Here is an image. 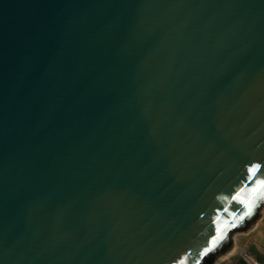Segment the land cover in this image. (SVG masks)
<instances>
[{
  "label": "water",
  "instance_id": "obj_1",
  "mask_svg": "<svg viewBox=\"0 0 264 264\" xmlns=\"http://www.w3.org/2000/svg\"><path fill=\"white\" fill-rule=\"evenodd\" d=\"M262 181L264 0H0V264H210Z\"/></svg>",
  "mask_w": 264,
  "mask_h": 264
},
{
  "label": "rangeland",
  "instance_id": "obj_2",
  "mask_svg": "<svg viewBox=\"0 0 264 264\" xmlns=\"http://www.w3.org/2000/svg\"><path fill=\"white\" fill-rule=\"evenodd\" d=\"M261 210L264 211V206ZM258 221L256 226L251 225L248 229L232 233L230 247L212 259L210 264H248L244 257L246 254L251 255L253 263L260 261L264 264V214Z\"/></svg>",
  "mask_w": 264,
  "mask_h": 264
},
{
  "label": "snow or ice",
  "instance_id": "obj_3",
  "mask_svg": "<svg viewBox=\"0 0 264 264\" xmlns=\"http://www.w3.org/2000/svg\"><path fill=\"white\" fill-rule=\"evenodd\" d=\"M261 186L264 187V181L261 182ZM253 191L259 193V195H264V193H260L259 187L257 189H254ZM241 203L243 204L245 202L241 201ZM250 214H251V209H249L247 212H245L244 216H241L240 219L243 220L245 218V216H248ZM233 227H235V225Z\"/></svg>",
  "mask_w": 264,
  "mask_h": 264
},
{
  "label": "crops",
  "instance_id": "obj_4",
  "mask_svg": "<svg viewBox=\"0 0 264 264\" xmlns=\"http://www.w3.org/2000/svg\"><path fill=\"white\" fill-rule=\"evenodd\" d=\"M262 214H264V211H262V210H260V214L258 215V217H257V219L255 220V222L252 224V226H256V225H258L259 223V221H258V219L261 217V215ZM257 221V222H256Z\"/></svg>",
  "mask_w": 264,
  "mask_h": 264
},
{
  "label": "bare ground",
  "instance_id": "obj_5",
  "mask_svg": "<svg viewBox=\"0 0 264 264\" xmlns=\"http://www.w3.org/2000/svg\"><path fill=\"white\" fill-rule=\"evenodd\" d=\"M244 257L248 260L249 263L252 262V257L249 254L244 255ZM253 263V262H252Z\"/></svg>",
  "mask_w": 264,
  "mask_h": 264
},
{
  "label": "built area",
  "instance_id": "obj_6",
  "mask_svg": "<svg viewBox=\"0 0 264 264\" xmlns=\"http://www.w3.org/2000/svg\"><path fill=\"white\" fill-rule=\"evenodd\" d=\"M247 261V260H246ZM248 264H261L260 261L259 262H256V263H249Z\"/></svg>",
  "mask_w": 264,
  "mask_h": 264
}]
</instances>
